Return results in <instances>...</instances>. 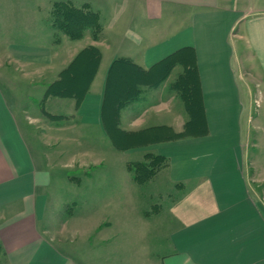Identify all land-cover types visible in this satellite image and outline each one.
I'll list each match as a JSON object with an SVG mask.
<instances>
[{
  "label": "crops",
  "instance_id": "0c3cea01",
  "mask_svg": "<svg viewBox=\"0 0 264 264\" xmlns=\"http://www.w3.org/2000/svg\"><path fill=\"white\" fill-rule=\"evenodd\" d=\"M58 2L90 5L103 26L102 37L57 43L49 16ZM88 46L98 47L101 58L78 107L73 98H45L48 86ZM185 49L191 50L190 65L194 62L197 69L208 133L125 151L141 157L152 152L169 161L155 179L138 185L127 170L129 161L125 176L122 164L105 163L107 155L122 152L103 127L107 74L118 58L148 70ZM0 59V264H264V166L249 162V128L243 141L242 124L250 107V81L264 105V0H0ZM251 60L257 70L248 68ZM176 67L180 74L182 65L172 71ZM166 80L156 88L143 87L137 102L147 106L134 108L136 102L123 109L121 129L183 130L188 117L182 101L178 98L183 107L170 111L175 94H158ZM29 99L35 103L27 111ZM41 103L47 113L65 117L66 125L50 129L75 139L76 147L57 151V141L48 144L38 129L32 130L30 120L39 121V116L32 119L29 113H39ZM151 109L154 116L147 117ZM57 152L79 156L80 186L94 177L93 187L103 180L99 194L93 189L91 194L104 202L116 201L121 188H134L136 200L153 186L147 200L161 202V212L147 215V200L140 207L137 242L115 245L127 228L114 230L120 213L102 217L109 220L106 227H87L82 245L76 240L58 245L47 237L40 222L45 195L59 185L60 168L51 161ZM174 188L178 193L171 197ZM128 196L125 201L135 205ZM73 201L75 211L88 208L89 200ZM102 227L105 238H97ZM108 233H117L113 242Z\"/></svg>",
  "mask_w": 264,
  "mask_h": 264
},
{
  "label": "rangeland",
  "instance_id": "374dc122",
  "mask_svg": "<svg viewBox=\"0 0 264 264\" xmlns=\"http://www.w3.org/2000/svg\"><path fill=\"white\" fill-rule=\"evenodd\" d=\"M70 6L73 7L74 11L77 13L83 12L82 10L88 12L89 10L91 12H96L93 11L92 7L90 5H76L73 3L69 4ZM91 8V9H89ZM97 14V13H95ZM53 16V15H52ZM93 15L88 16L89 18L86 20L88 25L86 28L82 30H77L75 38H72L66 32L61 28V26L58 27V22L57 20L51 19V14L49 16V24L51 28L54 30L53 32V39L56 40L57 43H60L62 40L67 39L69 41H74V42H80L82 40H85L86 37L91 38L94 40L93 37H95V41L98 40L99 38L102 37L103 35V26L100 24V27L97 28L96 22L93 21ZM91 17V18H90ZM97 16H94V18ZM53 18V17H52ZM59 20V19H58ZM53 22L57 23L56 26L53 24ZM97 38V39H96ZM98 48V47H96ZM99 50V49H98ZM100 51V50H99ZM101 54V52H100ZM106 55V53H105ZM90 58V57H89ZM101 58V57H100ZM75 59V58H74ZM244 60V58H243ZM72 62V61H71ZM89 61L87 60H79L77 64L73 67L71 73H67L70 82H72L74 85L78 83V79L75 78L76 76L78 77L79 75L83 74V69L85 66L88 64ZM3 63V60L0 59V65ZM90 63V62H89ZM100 63V62H99ZM249 66L248 68L257 70L258 65L254 60L249 61ZM245 69H247V64H244ZM99 67V65H98ZM181 69L176 67L169 78L166 80V85L163 87V90L159 91V95H163L164 98L167 97V95L174 94L170 90V84L175 80L177 75L179 74ZM247 71V70H246ZM118 68H115L113 74H118ZM61 73V72H60ZM60 75V74H59ZM115 75H112V78ZM59 77V76H58ZM114 79V78H113ZM250 78H247V82L249 83ZM113 82L119 84L121 88H124L128 82L122 78V76H117L113 80ZM72 84V85H73ZM250 107L248 106V99L246 102V111L243 113L242 116V124H243V141H245L246 138V129L249 128V134H250V142L248 144L247 152H248V157H249V162L255 161L258 162L261 166H264V105L259 102V98L257 95V88L254 83L250 81ZM240 87L243 90V83H240ZM245 90V88H244ZM243 90V91H244ZM244 93V92H243ZM176 96V95H175ZM150 102V101H149ZM148 102V103H149ZM35 101L32 99L27 100V108L26 110H29V107L34 105ZM141 104V105H140ZM174 105L176 104L175 108L174 106H171L170 111L177 110V108L183 107L181 102L179 101L178 97H174ZM140 106H147L145 103L140 101L139 103L137 102L136 105H134V108H139ZM179 107V108H180ZM41 109V107L39 108ZM128 109V111L124 114V119L121 124V127H126V117L128 116V112H131ZM141 111V110H140ZM143 111V110H142ZM155 110L150 111V115L148 116H154L151 114H154ZM30 117L33 119L35 116H39V121H31L32 123V130L38 129L39 132L42 133L43 136H45V140L48 144H51V141H48L50 139L54 140L52 142H58V148L57 151H59V148L61 147H76L77 146V141L74 140H69L63 133L56 132L51 130L50 128H53L55 126H64L66 125L65 121L66 119H62L59 121H54L51 120L47 117H45V114L43 113L42 109L39 110V113H29ZM44 115V116H43ZM166 116V115H164ZM146 117V118H147ZM156 118V117H154ZM250 119L249 122H247V119ZM163 123H166L165 120L162 118ZM67 142V143H66ZM80 142V140L78 141ZM257 144V145H255ZM256 147V148H255ZM68 149V148H66ZM119 154V153H117ZM71 156L69 154H61L57 152L55 155H52L51 161L52 163L56 164L60 169L59 173V180H58V186L53 187L51 191L47 192L45 195L46 203H45V209L43 211V218L41 219L40 225L42 229L45 231L47 237L52 239L54 242H56L58 245H64L66 242L76 240L78 241L77 243L82 245V243L85 242L84 238L85 236H82L85 230H87V227L89 229V226H96L98 227L99 223L104 224L106 227L109 223L108 219L101 220L102 217H109L110 213H120L118 216L115 217V221L117 222V226L114 230L117 231V229L122 230L123 227L125 230H122V234L120 236L119 241L115 245L119 246H126L130 247L134 242H137L138 235L136 234V230H139L141 232V225L139 223L140 220H142L141 216V206L146 202L148 199V196L150 192L153 191V186H147L146 189L142 191L143 196H138L137 199L135 200V191L134 188L131 191V188L126 189L121 188L120 191H123V194L117 196L116 201L112 202H104L102 198L99 196H92L91 192L92 189L94 191H97V194H99V190L101 189V186L103 184V180H101L102 184H99V181H97V184L93 187L92 181H95L97 177H94V179L89 182V181H84L85 183L84 186H80V182L82 180V164H81V159H79L78 155H74L70 158ZM109 157V160H105V163H110V164H122V171L120 173L125 174L124 170V164L127 161H135L139 158H141L140 153H125L121 152L120 155L114 156V155H107ZM70 158V160H69ZM73 158V160H72ZM79 160V161H78ZM71 161H78V163H70ZM90 162L92 160H89ZM92 166V165H91ZM62 168V169H61ZM116 171L118 170L117 168L115 169ZM109 173H113L112 171H108ZM89 173V172H88ZM61 175V176H60ZM96 175V174H95ZM125 176V175H124ZM66 177V178H65ZM103 177V176H102ZM157 177V176H156ZM155 177V178H156ZM67 182L65 181V179ZM154 178V179H155ZM157 182L155 181L154 186H157ZM70 183V184H69ZM87 183V184H86ZM80 186V187H79ZM155 189V188H154ZM178 189V188H177ZM176 188L171 190V197L175 194L178 193ZM131 194V198L134 200L135 205L129 204V202L125 201L128 195ZM127 196V197H126ZM82 197V200H89L88 202V208L87 209H81L80 211H75L77 207V203L73 201V199L78 200ZM130 198V197H129ZM128 198V200H130ZM138 201V202H135ZM149 206V211L147 212V215H158L161 212V202L158 203V200L155 198L154 202L151 203V200H147ZM114 203V204H112ZM138 204V206H137ZM168 204V203H167ZM151 205V206H150ZM80 206V205H79ZM110 206H113L112 210L110 209ZM151 209V210H150ZM77 212H80L79 215H82L81 218L78 219H72V216L77 214ZM90 212L92 213H98L94 214L95 216L93 218H83L84 216H87ZM146 215V216H147ZM150 217V216H147ZM103 222V223H102ZM92 230V229H91ZM110 231H114L112 228L109 229ZM119 230V232H120ZM105 233L107 231H103V227L99 230L96 231V235L98 236L97 238H105ZM109 234V236H108ZM107 236L111 238V241L113 242L115 237L117 236L114 234L108 233ZM153 238L155 237V234L152 236Z\"/></svg>",
  "mask_w": 264,
  "mask_h": 264
},
{
  "label": "trees",
  "instance_id": "16d2710c",
  "mask_svg": "<svg viewBox=\"0 0 264 264\" xmlns=\"http://www.w3.org/2000/svg\"><path fill=\"white\" fill-rule=\"evenodd\" d=\"M69 4L67 2H58L52 6L51 10V19L57 20L58 27L61 26L66 34L75 38L77 30H82L89 26L87 19L90 15H93L91 17L96 22L95 26L97 28L100 27L101 23L97 12H91L90 10L88 12L82 10L83 12L81 13L73 12L74 9ZM94 16H97V20ZM53 24L56 26L57 23L53 22ZM93 38L95 40V37ZM191 55V50L185 49L179 54L176 53L166 57L148 70H143L130 59L126 58H118L111 64L105 83L102 117L104 130L115 149L125 152L149 144L207 135L208 129L201 98L199 77L195 63L192 62L190 65ZM79 60H87L90 63L92 62L93 65L87 79H85L84 71H81L83 74L75 77L78 79V83L74 85L67 80L69 79L67 73H71ZM99 62L100 51L98 48L95 46L84 48L62 70L57 80L48 86L45 98L51 96L73 98L78 107L88 91ZM177 63H180L183 69L170 84V91L182 101L185 108L188 118L183 130L175 132L169 126H155L133 132L121 129L119 127L121 111L141 100L144 91L143 87L156 88L163 83ZM115 68H118V74H113ZM112 75H115L113 76L114 79L118 75L122 76L128 84L124 88H121L119 84L113 82ZM42 105L41 103V109L47 118L54 121L65 119L63 116L47 113ZM168 163L169 161L165 157L158 156L152 152H146L142 154L140 160L127 162V170L133 182L138 185H144L153 180Z\"/></svg>",
  "mask_w": 264,
  "mask_h": 264
},
{
  "label": "bare ground",
  "instance_id": "6f19581e",
  "mask_svg": "<svg viewBox=\"0 0 264 264\" xmlns=\"http://www.w3.org/2000/svg\"><path fill=\"white\" fill-rule=\"evenodd\" d=\"M92 65H93L92 62H91V63H88V64L85 66V68L83 69L84 74H85V79H87V77L89 76V71H90V69H92Z\"/></svg>",
  "mask_w": 264,
  "mask_h": 264
}]
</instances>
